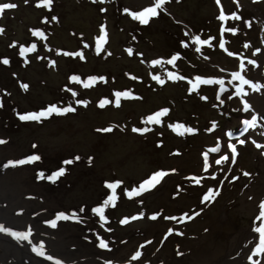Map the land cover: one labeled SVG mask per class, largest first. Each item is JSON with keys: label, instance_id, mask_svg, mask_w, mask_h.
I'll use <instances>...</instances> for the list:
<instances>
[{"label": "rangeland", "instance_id": "rangeland-1", "mask_svg": "<svg viewBox=\"0 0 264 264\" xmlns=\"http://www.w3.org/2000/svg\"><path fill=\"white\" fill-rule=\"evenodd\" d=\"M152 2L52 0L50 9H46L36 6L35 0H0L16 5L0 11V58L9 60L8 65L0 62V139L5 141L0 143V152L7 160L33 153L40 156L32 163L9 166L10 170H19L11 178L31 181L27 191L47 207L42 215L46 211L75 212L76 219L62 220L93 246L102 262L250 264L247 257L258 236L248 237L253 227L259 226L254 218L264 199V122L259 119L255 128L239 138L227 133H235L251 113L258 115L259 101L264 97V0H221L226 13L236 11L241 16V20L224 22L226 27L237 28L235 34L220 32L216 19L220 9L215 0H165L162 10L147 24H140L124 11H139ZM100 8L105 11L100 12ZM41 17L47 19L42 22ZM100 24L105 25L106 38L98 53L95 37ZM35 28L44 33L43 38L32 35L30 29ZM192 35L202 39L212 36L213 40L197 52ZM221 37L226 49L236 56H228L219 47ZM182 40L186 47H181ZM12 41L17 43L9 47ZM33 43L36 47L32 52L19 56V45ZM57 49L61 51L57 53ZM74 51L85 59L63 54ZM177 52V60L168 64ZM153 59L161 63L152 65ZM48 60L55 61V65H49ZM249 60L256 64H249ZM241 63L242 74L261 85L259 90L245 86L243 99L250 105L247 112L235 95L238 82H228L232 71H241ZM168 72L186 79L171 80ZM71 75L78 76L80 82L70 81ZM89 75H102L105 81L85 87L82 82ZM153 75H159L165 83L158 84ZM196 75L223 79L224 89L201 85L190 92L188 81ZM21 83L28 88H21ZM67 88L77 95L73 97ZM125 90H131L139 99L122 98L119 107L113 103L98 106L101 98L111 101L114 91ZM77 99L88 103L77 105ZM51 103L71 105L76 110L53 114L39 122L18 118V113L39 111ZM162 107L169 112L161 117V124L142 122ZM177 122L197 131L178 134L169 127ZM109 126L110 132L96 131ZM133 127H148L150 131L136 133ZM239 139L245 143L239 144ZM158 142L162 143L157 146ZM217 143L220 150L211 152ZM229 143L237 150L234 160ZM204 152L209 153L208 169L203 167ZM222 155L228 159L217 165L215 160ZM65 160L71 163H63ZM61 167L65 172L53 181L38 175L43 172L46 177ZM161 169L166 175L151 189L131 198L124 195V189L138 187L153 171ZM170 169L176 171H167ZM193 176L199 177L200 183H194L190 179ZM114 180L122 183L115 189V204L105 207L107 221L102 223L91 208L108 194L104 182ZM209 187L214 189L215 198L211 203L202 202ZM141 211L144 215L138 216ZM153 212L160 215L151 219ZM131 216L137 218L119 223ZM173 216L176 219L167 218ZM169 228L173 229L170 233ZM97 237L104 239L109 248L101 249ZM136 250L141 256L133 261ZM253 258L264 264V254Z\"/></svg>", "mask_w": 264, "mask_h": 264}, {"label": "snow or ice", "instance_id": "snow-or-ice-1", "mask_svg": "<svg viewBox=\"0 0 264 264\" xmlns=\"http://www.w3.org/2000/svg\"><path fill=\"white\" fill-rule=\"evenodd\" d=\"M25 3H27V0H24ZM93 2H95V0H93ZM104 0H101V3H103ZM36 6H43L46 9H50L52 0H35ZM215 3L217 5V7L220 9L219 13L216 17V19L220 22L219 23V29L220 32H229V33H233L235 34L237 32V28L236 27H231L225 26V21L229 20V19H235V20H241V16L238 15V13L236 11H231L229 13H226L222 6H221V0H215ZM165 4V0H153V2L149 5V6H145L142 9H140L139 11H129L128 8H125L124 11L126 13H128L134 20L138 21L140 24H147L149 22V19L152 17H156L158 15V10H162V6ZM16 5L14 3H0V11L5 10V9H13L15 8ZM239 7V5L237 4V8ZM100 12H104L105 9L104 8H100L99 9ZM47 17H41V21L43 22L44 20H46ZM52 20H57L56 16H52L51 17ZM246 26L248 25V21L244 20L242 21ZM3 31V28L0 27V32ZM30 32L32 33L33 36L36 37H40L43 38L44 37V33L39 29V28H35V29H30ZM185 35H188L187 33H185ZM106 38V31H105V25L104 24H100L99 25V35L95 37L96 40V52H100L101 50V46L103 44V42L105 41ZM191 40L194 42L195 44V50L197 52H200L201 50V46L202 45H208L209 41L213 40L212 36H208L206 39H202L200 36L198 35H192L191 36ZM16 41H12V43L9 45V47H12L13 45H16ZM181 47H186L187 45L185 44V41H180ZM248 45L245 44V47H247ZM36 45L33 44H29L27 47H25L24 45H19V56L21 57H25L26 53L32 52L35 49ZM45 48L48 47L47 44L44 45ZM85 47H87V44H85ZM219 47L223 50H225L227 52L228 56H236L237 54L233 51H228L225 47V40L223 37L220 38L219 40ZM57 53H59L61 50L57 49L56 50ZM127 51L129 52V54L132 53L131 49H127ZM256 51H260V49H256ZM66 56H79V58L81 60H84L85 57L82 53L80 52H64L63 53ZM137 55H141L140 53H137ZM180 53H174L171 55V57L167 60L168 64H173L174 61L177 60V58L179 57ZM37 60L41 59L40 56L36 57ZM0 62H2L4 65H8L9 64V60L8 58H0ZM25 63H27V60L24 61ZM150 63L152 65H156V64H160L161 61L159 59H153L150 61ZM249 64L255 65L256 61L255 60H249L248 61ZM48 64L51 66L55 65V61L53 60H48ZM240 69L241 71H232L231 72V80H229V83H232V81H237L238 83H236L235 85V95L237 97H240V103L243 106V110L244 111H248L250 109V105L249 103L243 99L244 95L246 94V90H245V86H247L248 88H251L253 90H259V88L261 87V85L258 84V82H253V80L246 78L243 74H242V70L244 69V64L241 63L240 64ZM15 75V74H14ZM167 77L171 80H184L186 79V77L184 76H179L176 73L173 72H168L167 73ZM135 78V77H134ZM152 79L155 80L158 84L163 85L165 83V80L160 78L159 75H153ZM70 81H79V77L76 75H71L69 77ZM105 81V77L104 76H96V75H89L85 81H83V86L88 87L89 85H91L92 83L96 82V81ZM190 87H189V91H193L194 89L199 88V86L201 85H219L220 90L224 89V81L223 79H217L211 76H203V75H196L194 77V80H189L188 81ZM20 87L23 89H27L28 85L26 83H21ZM67 91L71 92L72 96L75 97L77 95V93L71 89V88H67ZM113 97L114 100H109L108 98H101L98 101V106L103 108L105 105L109 104V103H113L115 106L119 107L121 104V99L125 98H136L139 99L138 96H135L131 90H125V91H114L113 92ZM202 100H206L207 97L206 96H201L200 97ZM219 98V97H217ZM75 103L77 105H86L88 102L86 100L83 99H77L75 101ZM221 103H223V101H221ZM76 109L73 108L71 105H67V106H58L56 103H51L49 105H47L46 107L41 108L39 111H27V112H23V113H18V118L21 121H36L39 122L44 118H48L53 114L56 115H64L67 114L69 112H74ZM169 112V109L167 107H162L159 110L152 112L151 114L145 116L142 120L143 123L145 124H156L159 125L161 124V117L164 116L166 113ZM264 117H258L257 114H255L254 112L250 114V118L247 119H243L241 121L244 130L247 131L249 128H255L257 126V122L259 119H262ZM169 127L176 133L178 134H184V133H195L197 131V129L192 128V127H188L183 123H174V124H170ZM216 127L215 122H213V128ZM209 131H211L212 129H208ZM96 131L98 132H110L112 131V127L109 126L107 128H99ZM133 132L136 133H145L147 131H150V129L148 127H133L132 129ZM227 135L229 137H233L234 133L229 131L227 133ZM5 141L0 139V143H4ZM160 143L162 142H158V145H160ZM239 144H244L245 141L243 139H239L238 140ZM253 143H256L255 141H253ZM33 147H35V145H33ZM256 147L260 148L261 145L256 143ZM228 148L231 149V157L234 160L236 155H237V150L234 144L229 143L228 144ZM220 150V144L217 143L215 145V147H213L210 151L211 152H218ZM264 154V153H262ZM73 159H79V157H74ZM228 159L227 156L222 155L220 156L219 159L215 160V163L217 165H219L221 163V161ZM40 160V156L38 154H30L27 155L25 157H23L22 159H10L7 160L6 164L4 165L5 167L8 166H18V165H23L26 163H32L34 161H38ZM89 162H91L92 157L88 158ZM63 163L68 164L71 163V160H65L63 161ZM203 167L204 169H208L209 167V153L208 152H204L203 153ZM167 171H176L175 169H170ZM65 172V168L61 167L58 168L57 170L53 171L50 175H47L46 177L44 176L43 172H40L38 175L42 178H46L49 181H53L55 180L59 175L63 174ZM166 175V170H156L153 171L147 178L143 179L140 183L139 186H133L130 189H124V195L126 197H134L137 196L138 194H140L141 192L151 189L155 184H157L160 179L162 177H164ZM235 178V177H234ZM190 179L194 182V183H200V179L197 176H193L190 177ZM122 183V181L119 180H114V181H105V187L106 189L109 190L108 194L106 195V197L103 199L102 203L98 204L97 206H94L91 208V212L94 214H97L99 217V220L104 223L107 221V217L105 215V207L112 204H115V201L117 200V195L115 192V189L117 188L118 185H120ZM178 188L180 187L179 185L177 186ZM216 193L214 192V189L209 187L207 189V191L203 194L202 197V202L206 201L208 203H211L213 201V199L215 198ZM80 211H83V208L80 209ZM138 216H143L144 213L143 211L139 212L137 214ZM160 213L159 212H153L150 215L151 219H156L157 216H159ZM76 215L75 212L71 213V215L67 214L64 211H59L55 214V218L53 219H49L46 220L45 223H47L48 225L55 227L56 223L58 220L60 219H76ZM136 216H131V217H124L122 218L119 223L120 224H125L127 221L132 220V219H136ZM168 219H176V217H167ZM189 219L191 218L190 216L188 217ZM255 220H259V226H254L253 227V232L258 234V242L255 243V246L251 249L252 254L248 255L247 259L249 260L250 264H260V262L258 260H255L253 257L257 256V255H261L264 254V200H261L259 203V213L258 215L254 218ZM31 229L29 228L28 230L25 231H15L7 226H5L4 224H0V232L3 233H7L9 235H11L13 238L17 239V240H25L28 241L30 240V236H31ZM173 229L169 228L168 232H172ZM98 239V246L101 249H108L109 248V244L102 238L97 237ZM148 241H145V243H147ZM32 251L35 252L37 255L44 257L46 256V252L44 250V244L40 243L39 245H33L32 247ZM141 256V252L139 250H136L133 255H132V260L135 261L137 260V258H139ZM46 258L50 261L54 260V257L52 255H47ZM55 264H62L61 260L59 259H55ZM105 264H112L111 261H106Z\"/></svg>", "mask_w": 264, "mask_h": 264}, {"label": "bare ground", "instance_id": "bare-ground-1", "mask_svg": "<svg viewBox=\"0 0 264 264\" xmlns=\"http://www.w3.org/2000/svg\"><path fill=\"white\" fill-rule=\"evenodd\" d=\"M262 64L264 71V59ZM259 102L258 117H264V97ZM261 120L264 122V118ZM261 131L264 133V130ZM6 162L3 152H0V224L15 231L29 228L32 231L28 241L17 240L0 232V264H55V259L61 260L62 264H105L106 261L102 262L93 246L70 230L62 219L57 221L55 227L44 224V221L49 220L48 216L55 218V213L48 214L46 211L42 215V209L47 207L33 192L30 194L27 191L31 189V181L11 178L19 170H10L9 166V170H6ZM257 221L259 224L260 221ZM254 235L258 236L250 232L248 238ZM40 243L44 244L46 256L52 255L54 260L50 261L46 256L41 257L32 251L33 245Z\"/></svg>", "mask_w": 264, "mask_h": 264}]
</instances>
